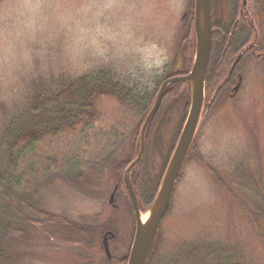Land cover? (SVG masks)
<instances>
[{"label": "rangeland", "instance_id": "obj_1", "mask_svg": "<svg viewBox=\"0 0 264 264\" xmlns=\"http://www.w3.org/2000/svg\"><path fill=\"white\" fill-rule=\"evenodd\" d=\"M236 2V20L252 19L256 52L242 58L214 104L203 105L147 264H168L176 256L183 264L222 247H234L246 264H264V231L249 217L264 205V73L255 57L260 49L264 53V0ZM215 3L218 22L228 25L229 0ZM192 12L193 0H0V138L7 118L30 102L36 81L97 65L117 73L132 67L141 74L169 70L185 36H192ZM239 74V88L228 96ZM186 87L175 85L150 121L133 174L139 197L158 188L188 110ZM131 138L121 142L108 168L85 169L80 181L39 185L38 209L61 224L50 234L21 222L20 237L6 243V264H125L134 217L126 192L119 190L123 173L116 166L136 155L138 137ZM246 173L252 182L244 181ZM149 205L141 208L144 218ZM58 219L78 229L65 233L68 227ZM105 230L114 233L108 238L111 259L102 250Z\"/></svg>", "mask_w": 264, "mask_h": 264}, {"label": "trees", "instance_id": "obj_2", "mask_svg": "<svg viewBox=\"0 0 264 264\" xmlns=\"http://www.w3.org/2000/svg\"><path fill=\"white\" fill-rule=\"evenodd\" d=\"M215 2L211 0L212 43L205 75L204 106L208 102L213 105L230 86L242 58L256 52L253 51L255 29L252 19L240 16L236 20L238 4L236 0H229V23L220 25L215 14ZM184 41L182 53L175 59L174 66L159 74L155 71L141 74L133 67L117 73L109 66L97 65L77 74H62L48 82L33 83L30 102L22 111H15L7 118L0 138L3 141L0 147L3 157L0 161V264L9 261L5 259V247L20 237L24 221L50 234L58 228L57 224H61L49 213L38 209L39 199L34 194L41 183L51 179L80 181L85 169L108 168L121 142L130 135L132 142L138 137L161 82L190 70L194 53L193 34L185 36ZM260 50L255 57L264 73V53ZM185 83L187 87L182 94L185 93L188 99L185 103V108H188L190 92L189 84ZM177 84L183 83L174 82L165 88L158 109L166 104ZM135 142L134 153L137 154L138 140ZM135 156L120 162L116 170L123 173ZM137 166L131 171L130 179L142 210L148 202L151 204L156 189L139 197L137 179L133 176ZM250 176L248 173L244 175L246 183L252 182L253 176L251 180ZM118 185L119 190L127 194L123 179ZM251 216L264 231L262 203L256 210L251 209ZM68 224L60 225L68 227L65 233L75 228ZM123 262L124 259L121 260ZM168 264L182 263L176 256ZM183 264L246 263L234 247H222L216 252L208 248L202 258L186 260Z\"/></svg>", "mask_w": 264, "mask_h": 264}, {"label": "water", "instance_id": "obj_3", "mask_svg": "<svg viewBox=\"0 0 264 264\" xmlns=\"http://www.w3.org/2000/svg\"><path fill=\"white\" fill-rule=\"evenodd\" d=\"M193 10L195 50L191 68L186 75L173 76L165 79L161 83L157 91L155 101L140 128L139 147L136 158L124 170L123 181L128 192L136 221L135 233L126 264L146 263L148 253L158 230L159 224L169 207L170 197L173 191L175 180L180 172L186 154L191 145L201 112L204 98L205 74L212 40L210 0H194ZM178 81H188L190 83V105L177 143L166 165L158 190L148 210L147 217L143 221L141 220L136 194L129 175L132 168L141 159L144 148V135L146 127L159 105L165 88L168 84ZM238 86L239 83H237L232 88V91H237ZM113 195L114 191L109 196V202H112ZM107 234H111V232H106L103 235V248L106 256L109 257V251L106 243Z\"/></svg>", "mask_w": 264, "mask_h": 264}, {"label": "bare ground", "instance_id": "obj_4", "mask_svg": "<svg viewBox=\"0 0 264 264\" xmlns=\"http://www.w3.org/2000/svg\"><path fill=\"white\" fill-rule=\"evenodd\" d=\"M141 219H144V216H142Z\"/></svg>", "mask_w": 264, "mask_h": 264}]
</instances>
